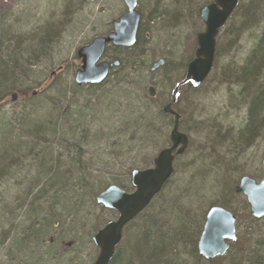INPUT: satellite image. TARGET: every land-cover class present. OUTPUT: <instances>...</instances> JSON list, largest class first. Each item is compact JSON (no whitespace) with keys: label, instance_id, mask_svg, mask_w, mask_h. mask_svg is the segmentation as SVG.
<instances>
[{"label":"rangeland","instance_id":"374dc122","mask_svg":"<svg viewBox=\"0 0 264 264\" xmlns=\"http://www.w3.org/2000/svg\"><path fill=\"white\" fill-rule=\"evenodd\" d=\"M209 1L137 0L140 32L138 44L131 53L141 62L144 71L137 74L136 79H144V93L147 92L148 85L153 84L159 94L158 100L164 98L160 101L162 103H156L159 106L167 103L172 91L168 78H165L166 82L163 81V84L160 76L165 71L170 73L176 65H186L193 57L196 34L203 31L204 27L198 16V9ZM124 12L123 0H0V22L3 20L12 26L11 37L18 36L22 47L28 45L26 40L37 26L52 23L60 27L46 55L30 67L32 73L22 83V88H28V94L21 96L11 92L0 101V126L3 123L12 124L14 117L17 120L24 112L29 111V101H24L25 98H37L40 104V124L56 123L58 133L54 137L49 134L44 140L40 138V149L36 152H43L42 147H49L46 151L55 162L52 169L58 172L63 169L58 164H65L69 160L63 156V152L73 151L71 145L75 143L72 135L79 137L82 140L79 149L83 168H87V172L96 178L93 190L95 195L111 185L113 179L122 181L124 188L130 190L131 170L151 166L155 155L169 144L170 128H164L158 122L151 132L146 129L142 120L137 121L135 115L129 113L131 106L142 111V104L136 97V87L123 79L129 72L136 75L127 69L126 62L116 68L103 84L77 87L74 83V73L81 64L76 55L77 50L89 44L93 38L107 35L112 29L111 22ZM228 26L227 22L216 37L214 65L210 75L195 92L197 94L186 90L179 93L177 110L182 114L179 130L188 136V145L184 153L174 159V173L171 177L179 182L180 190L187 188L183 195L187 198H183L182 202L187 204V201L192 200L190 207L197 214V221L205 216L210 206H221L223 201L237 217L236 235L240 239L236 247L232 245L224 258L210 264L240 261L244 252L237 253L238 249L249 246L255 238L264 239V217L253 218L245 196L233 191V187L244 175L256 182L262 179L264 130L237 150L226 148L228 143L222 146L221 141L223 136L238 132L245 121L248 107V99L240 97L238 87L229 81L228 69L243 64L242 61L259 31L248 30L238 41L230 42ZM128 54L130 52L110 51L103 59H124ZM28 57L24 55L25 60ZM159 58H165L166 63L155 72L149 70ZM124 90L130 92L129 97L124 96ZM70 124L78 129L77 133L70 134L61 130ZM21 141L25 149L13 157L14 161H10L11 165L9 163L0 177V211L2 207L9 211L0 212V222L3 225L0 226V264H24L19 263V260L14 261L19 257H14V246L11 247L8 236L15 233H19L20 237L24 235V225L29 223L22 222L26 220L20 211L22 199L29 194V186L35 183V187L41 185L40 188L43 189V184L45 187L46 183L44 175L39 177L38 182L40 167L34 165L28 171L24 168L31 160L27 155L29 147L35 148L37 143L30 145L23 136ZM44 141V144L41 143ZM3 147L9 148L2 146L0 150H4ZM219 164L230 166L226 171L220 172L216 166ZM198 173L204 180L203 184L197 182L189 185V176ZM219 177L223 179V183L218 181ZM87 201L85 199L84 204L78 205L79 214L71 209L61 211L60 205L50 207V204V231L41 233L36 257L32 262L28 260L25 263L92 264L98 249L92 243L91 236L107 221L114 220L116 213L102 206H90ZM14 221L20 225L17 229ZM38 226L40 228L41 225ZM125 230L120 242L122 246L126 244L131 231ZM7 232L9 233L5 236ZM245 233L249 234L243 238ZM193 264L206 263L199 260Z\"/></svg>","mask_w":264,"mask_h":264},{"label":"trees","instance_id":"16d2710c","mask_svg":"<svg viewBox=\"0 0 264 264\" xmlns=\"http://www.w3.org/2000/svg\"><path fill=\"white\" fill-rule=\"evenodd\" d=\"M228 23L227 31L230 42L238 41L248 30L259 31L250 51L242 61L243 64L241 63V66H232L227 72L229 73L228 79L231 84L238 87L240 97L244 100L248 99L247 113L243 125L235 134L229 133L221 139L222 146L228 143L229 145L225 146L226 148L237 150L247 145L259 131L264 130V0H245V2L240 0ZM11 27L3 20L0 22V101L11 92L21 96L28 94V88H22L21 86L26 77L32 73L30 67L40 61V57L42 58L46 55L49 45H51L60 31L58 24L47 23L42 26L39 25L32 30L30 38H27L28 45L22 47L18 36L11 37V32L13 31ZM15 32L16 30H14L13 35H15ZM138 38L139 36L135 45L130 48L111 46L106 49V53L110 51L112 53L130 52L127 58H115V60H118L119 65L126 62L127 69H130L132 73H136V75H131L130 72L126 73L123 79L136 87L135 94L142 104V111H138L132 106L128 111L135 115L137 121L142 120L146 129L148 128L147 130L151 131L155 128L156 123L161 122L163 125L164 121L170 118L156 107V100L149 99L146 96L143 88L144 79H136L137 74L139 75L142 70L144 71V68L141 67V62L137 61L135 55L131 53L138 44ZM227 50L228 48H226V52ZM24 55L29 56V59L25 60ZM174 67L170 73L165 71L160 76L163 84V81L166 82L165 78L169 80L170 76L179 73L182 75L183 65ZM132 80L134 81L132 82ZM200 87L201 85L197 88L188 86L186 92L197 94L195 92ZM124 91V96L126 98L129 97L130 92ZM178 97L180 96L178 95ZM25 100L29 101V111L24 112L17 120L14 117L12 124L3 123L2 127L0 126V147H9H3L4 150H0V177L6 171L13 157L24 148L21 141L22 136L27 139L30 145L37 143L35 148L29 147L30 152L27 155L31 160L29 165L24 166V168L28 171V169L34 168V165H37V168L40 167L38 182H40L39 177L44 175L46 178L45 187L44 184L43 189L40 188L41 185L35 187L34 183L33 186H29V194L23 199H19L20 201L21 199L23 200L20 205V211L26 218L22 222H28L29 224L24 225V232H22L24 235L21 237L18 235L19 233L8 236L9 241H11V247L14 246L15 248H13L14 257H19L14 261L19 260V263L27 264L25 262L28 260L32 262L38 253L36 249L39 244V237L42 235L41 233L44 234L50 231V218L48 217L50 204V207L54 204L60 205L59 209L61 211L63 209H71L76 211L75 213L78 211V214L80 213V206L78 205L80 203L84 204L85 199L88 200L87 202L90 203V206L101 205L96 202V195L93 193L94 183L96 182L95 175L89 174L87 168H83L82 165L79 149L82 140L72 135L73 143H75L71 145V147L73 146V151L69 152L66 150L67 153L63 152V156H66L69 160L65 164L59 163L58 166L62 165L63 169H59L56 172L52 169V165L55 163L54 158L46 151L49 147H42L43 152L40 153L36 151L40 149V138L44 140L47 139L49 134L54 137L58 133L57 124H40V104L38 99L28 96ZM72 126L70 124L69 127H63L61 130L70 134L77 133L78 129ZM45 141L41 143L44 144ZM49 162H51V166H49ZM216 166L218 171L222 172L226 171L230 165L224 164L220 166L219 164ZM98 172L100 171L98 170ZM222 180L220 177L218 178V181L223 183ZM121 182L113 179L112 184L125 191L131 190L125 189ZM197 182L200 184L204 182L199 173L189 176V185ZM178 185L179 182L170 178L149 206L124 228L131 230L128 233L126 244L124 246L121 243L118 245L109 264H193L199 260L210 264L226 256L229 249L223 256L216 257L212 261H206L198 254L196 244L205 216H201L202 219L197 221L198 216L192 212L190 207L192 200L190 202L187 201V204L182 202L183 198H187V196H183L187 188L180 190ZM35 189L37 190L35 191ZM221 206L231 210L230 206L224 201L221 202ZM7 211L8 209L5 210L2 207L0 212L6 213ZM1 224L0 222V226H3ZM16 224L15 228L17 229L20 225ZM38 225H41L40 228H38ZM8 233H4L5 236ZM246 234L249 233L242 235L243 238L247 237ZM239 239L240 237L236 235V239L230 244V247L232 245L236 247ZM255 239V243H250L249 246L246 245L245 248L243 246V248L237 250V253L244 252V256L240 261L232 264H264V239L262 237Z\"/></svg>","mask_w":264,"mask_h":264},{"label":"water","instance_id":"95a60500","mask_svg":"<svg viewBox=\"0 0 264 264\" xmlns=\"http://www.w3.org/2000/svg\"><path fill=\"white\" fill-rule=\"evenodd\" d=\"M240 0H210L198 9L199 17L204 25V31L196 34V49L194 57L188 63L182 83H189L192 88L201 85L210 73L214 57L216 37L235 12ZM126 11L111 22L112 30L105 36H98L80 47L76 55L81 61L75 71L73 80L77 85L98 84L107 77L109 69L118 64L117 61L102 60L104 50L108 45L117 47H132L136 42V33L140 15L136 10L137 0H123ZM164 60L156 61L151 70L161 66ZM148 97L154 95L153 87L147 89ZM177 89L171 95V101L164 111L175 116L174 125L169 132L170 146L161 149L152 160V166L144 169H133L130 173L132 191L126 192L111 184L99 192L95 199L106 209L116 212L114 220L107 221L96 230L91 240L98 249V254L92 264H109L115 250L122 240L123 230L133 221L160 193L163 186L174 173L173 162L176 156L184 153L188 138L179 131V115L171 110L175 101ZM14 98L16 95L13 96ZM262 179L256 182L244 175L233 187L235 193L245 196L253 218L264 217V155L262 158ZM236 238V217L221 206H210L202 225L198 239V254L205 259L222 256Z\"/></svg>","mask_w":264,"mask_h":264},{"label":"flooded vegetation","instance_id":"af4514ba","mask_svg":"<svg viewBox=\"0 0 264 264\" xmlns=\"http://www.w3.org/2000/svg\"><path fill=\"white\" fill-rule=\"evenodd\" d=\"M112 26V25H111ZM112 30V29H111ZM110 30V31H111ZM139 32H140V26H139V24H138V28H137V33H136V40H137V37L139 36ZM135 45V44H134ZM111 46H113V45H108L107 47H106V49L107 48H109V47H111ZM117 47V46H116ZM119 48H123V47H119ZM127 48H130V47H127ZM106 49L104 50V53H103V56L106 54ZM159 59H161V58H159ZM159 59H157V61L159 60ZM163 60H164V63L161 65V66H159V67H157L155 70H153L154 72L156 71V70H158L159 68H161L165 63H166V60H165V58H162ZM102 60H104L103 58H102ZM104 61H106V60H104ZM113 61H116L115 59H113L112 61H106V62H108V63H110V62H113ZM117 62H118V60H117ZM155 63V62H154ZM153 63V64H154ZM119 64V63H118ZM153 64L151 65V67L153 66ZM151 67H150V69L149 70H151ZM113 67H111L110 69H109V72H108V76L113 72ZM115 71V70H114ZM152 71V70H151ZM119 73V72H118ZM183 76V75H182ZM183 78L184 77H182V80H183ZM108 79V77L104 80V81H102V83H100V84H103L106 80ZM75 83V82H74ZM76 84V83H75ZM100 84H98V85H100ZM84 85H86V86H92L91 84H82V85H77L76 84V86L77 87H81V86H84ZM98 85H94V86H98ZM153 87V90H154V95L152 96V97H148V92H146L145 94H147L146 96L149 98V99H152V100H156V103L158 102V103H162V102H160V101H162L163 99H161V100H158V96H159V94L156 92V90H155V88H154V86H153V84H149L148 85V87ZM148 87L146 88V91H147V89H148ZM171 95H172V91H171V93H170V97H169V100L167 101V103L165 102V103H163V105H161V106H159L158 104H156V107L165 115V116H168L170 119H171V122H170V125H168L167 127L168 128H170V129H172V127H173V125H174V120H175V116L173 115V114H171V113H167V112H165L164 111V108L167 106V104L171 101ZM178 95L179 94H177L176 96H175V101L171 104V110L172 111H174L176 114H178L179 115V119H178V129H179V126H180V123H181V120H182V114H180L179 112H178V102H179V100H178ZM180 131V130H179ZM168 146H170V142H169V144H167L166 145V147H168ZM156 156V155H155ZM132 190V189H131ZM130 190V191H131ZM130 191H126V192H130Z\"/></svg>","mask_w":264,"mask_h":264},{"label":"bare ground","instance_id":"6f19581e","mask_svg":"<svg viewBox=\"0 0 264 264\" xmlns=\"http://www.w3.org/2000/svg\"><path fill=\"white\" fill-rule=\"evenodd\" d=\"M136 10H137V7H136ZM125 11H126V7H125ZM138 11V10H137ZM138 13H139V11H138ZM123 14V13H122ZM121 14V15H122ZM139 15H140V13H139ZM198 16H199V14H198ZM200 18V17H199ZM201 20V19H200ZM202 22V21H201ZM204 26V25H203ZM203 31H204V27H203ZM202 32V31H201ZM199 33V32H198ZM195 40H196V38H195ZM215 51H216V45H215ZM193 57H194V54H193ZM192 57V58H193ZM192 58L186 63V65L184 64L183 65V72H182V75H183V73H184V75H183V77L185 76V73H186V69H187V65H188V63L192 60ZM117 61V60H116ZM214 61H215V57H214ZM213 65H214V62H213ZM120 65L119 64H117V65H115V66H112L113 67V69L115 70L116 68H118ZM212 68H213V66H212ZM114 70H113V72H114ZM211 71H212V69H211ZM210 71V72H211ZM112 74V73H111ZM110 74V75H111ZM118 74H120V73H118ZM109 75V76H110ZM182 75H181V73H179V74H176V75H174V76H170V78H169V81H170V83H171V90H172V92H173V90L174 89H177V93H176V95L177 94H179V93H183L187 88H188V86H190V87H192L191 85H189V83L187 82V83H182ZM210 75V73L208 74V76ZM108 75H107V77H109ZM207 76V77H208ZM106 77V78H107ZM105 78V79H106ZM104 79V80H105ZM207 79V78H206ZM205 79V80H206ZM204 80V81H205ZM159 82H161V81H159ZM174 82V83H173ZM102 83V82H101ZM173 83V84H172ZM98 84H100V83H98ZM98 84H91L92 86H94V85H98ZM170 122H171V119H168V120H166V121H164V123H163V127L165 128V127H167L168 125H170ZM162 126V125H161ZM171 130V129H170ZM170 132V131H169ZM185 134V133H184ZM187 136V135H186ZM187 138H188V136H187ZM168 139H169V134H168ZM169 147V146H168ZM164 148H167V147H164ZM164 148H162V149H164ZM226 209V208H225ZM228 210V209H227ZM228 211H230L235 217H236V215L231 211V210H228ZM142 213V212H141ZM140 213V214H141ZM139 216V215H138ZM137 216V217H138ZM136 217V218H137ZM236 221H237V217H236ZM96 232V231H95ZM94 232V233H95ZM201 232H202V229L200 230V233H199V236H198V239H199V237H200V234H201ZM92 237V236H91ZM198 239H197V243H198ZM92 241V240H91ZM121 242V241H120ZM93 243V242H92ZM120 244V243H119ZM196 246H197V244H196ZM197 252H198V250H197ZM215 258V257H214ZM214 258H212V259H210V260H208V259H205L206 261H212Z\"/></svg>","mask_w":264,"mask_h":264}]
</instances>
